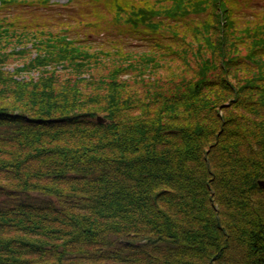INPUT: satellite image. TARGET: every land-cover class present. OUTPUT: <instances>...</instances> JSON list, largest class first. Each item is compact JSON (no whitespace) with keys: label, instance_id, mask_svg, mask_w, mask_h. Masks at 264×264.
<instances>
[{"label":"trees","instance_id":"trees-1","mask_svg":"<svg viewBox=\"0 0 264 264\" xmlns=\"http://www.w3.org/2000/svg\"><path fill=\"white\" fill-rule=\"evenodd\" d=\"M259 180L264 0H0V264H264Z\"/></svg>","mask_w":264,"mask_h":264},{"label":"rangeland","instance_id":"rangeland-1","mask_svg":"<svg viewBox=\"0 0 264 264\" xmlns=\"http://www.w3.org/2000/svg\"><path fill=\"white\" fill-rule=\"evenodd\" d=\"M52 2H57V3H60V4H64L66 1H69V0H51ZM110 27V26H109ZM85 33H87L88 34V31L87 30H85ZM89 36L92 38L91 40H92V43H94V45H97V44H99V42L100 41H102L103 39H108L109 38V35H106V34H104L103 32L102 33H99V35H93V34H89ZM111 36L112 35H110V40H111ZM132 39H133V37H132ZM142 42H144V41H141V40H132V42L129 40V42L127 43V45L129 46V47H131L132 49L133 48H138V49H141L142 48V46H143V44L145 43H143V44H141ZM132 43V44H131ZM172 65H174L175 66V64H173L172 63ZM165 70V69H164ZM131 88L132 86H124V87H118V88H121V89H123V91H117V90H110V89H112V88H110V86H104L103 87V89L102 90H100V92L102 93V92H105V93H113L114 91L115 92H121V93H124L125 91H129V93H132V92H130V91H137L138 93H142L143 92V90L142 89H136V90H129V88ZM126 89V90H125Z\"/></svg>","mask_w":264,"mask_h":264},{"label":"water","instance_id":"water-1","mask_svg":"<svg viewBox=\"0 0 264 264\" xmlns=\"http://www.w3.org/2000/svg\"><path fill=\"white\" fill-rule=\"evenodd\" d=\"M98 119L100 120V117H98ZM259 181H260L261 185H264V181H262V180H259Z\"/></svg>","mask_w":264,"mask_h":264}]
</instances>
